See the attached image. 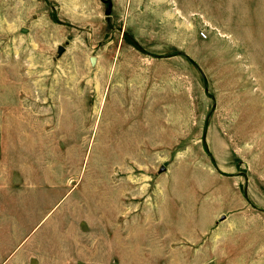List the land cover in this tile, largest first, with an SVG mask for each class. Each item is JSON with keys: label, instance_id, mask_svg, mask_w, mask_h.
Here are the masks:
<instances>
[{"label": "rangeland", "instance_id": "obj_1", "mask_svg": "<svg viewBox=\"0 0 264 264\" xmlns=\"http://www.w3.org/2000/svg\"><path fill=\"white\" fill-rule=\"evenodd\" d=\"M0 264H264V0H0Z\"/></svg>", "mask_w": 264, "mask_h": 264}, {"label": "water", "instance_id": "obj_2", "mask_svg": "<svg viewBox=\"0 0 264 264\" xmlns=\"http://www.w3.org/2000/svg\"><path fill=\"white\" fill-rule=\"evenodd\" d=\"M108 12H109V10H108ZM108 12H107V13H108ZM63 51H64V48H63V47H59V48H58V55H61ZM90 63H91V65L93 66V65L95 64V58H91V59H90Z\"/></svg>", "mask_w": 264, "mask_h": 264}]
</instances>
